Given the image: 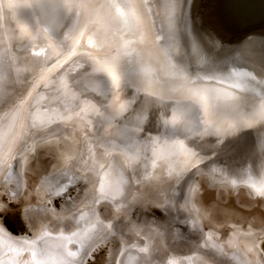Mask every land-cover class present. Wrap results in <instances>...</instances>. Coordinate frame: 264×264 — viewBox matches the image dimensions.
<instances>
[{
	"label": "bare ground",
	"instance_id": "6f19581e",
	"mask_svg": "<svg viewBox=\"0 0 264 264\" xmlns=\"http://www.w3.org/2000/svg\"><path fill=\"white\" fill-rule=\"evenodd\" d=\"M10 1L14 3L13 0ZM42 1L51 8L46 9ZM16 2L26 18L33 13L37 16L36 20L38 16L39 19L46 20L50 33L55 34H52L53 42L62 46L60 48L64 49L69 45V49L75 44L80 45L79 39L83 38L86 40L83 48L100 51L99 55L94 53L99 56L98 60L89 53L75 55V58H70L72 54L67 55L66 59L70 61L64 76L71 78L82 69L81 65L85 61H89L90 64L86 63L85 66H94L93 70L99 72L96 75L102 77L101 86H120L116 89L129 109L124 114H132L131 118L136 120L133 123H139L138 128L148 126L157 129L156 132L163 136L159 133L150 138V135L145 136L135 129L127 130L117 123L118 118L121 124L126 123L121 120V117L126 116L121 114H110V119L113 118L116 122L112 125L105 118L99 119L98 115L89 116L88 122L85 119L78 121L74 128L73 134L80 146L70 152L68 161L60 168L63 171L45 179L49 188L45 189L46 186L42 184L44 180L41 178L47 176L45 174L32 184L28 173L34 174L40 169L35 166L36 158L29 162L28 150L44 139L62 140L65 129L57 125L49 126L55 121L44 122L42 118L45 114H27L32 105L29 99L34 91L20 103H17L18 98L14 100V97H10L13 90L17 93L20 78L17 72L13 76L11 71L13 56L10 48L11 53L0 49V112L8 110L0 114V172L7 169L4 188L11 195H17V191L27 192L30 186L34 189L41 180L42 185L37 187V191L42 201L33 203L36 210L31 218L39 220L40 216L50 213L60 227L56 230L49 226L48 231L56 232L45 231L36 238L27 240L24 237L14 238L0 225V253L7 252L0 258V264H7L9 259L14 262L12 264H86L88 250L102 241L100 245L110 244L109 259H117L118 264H264V231L244 234L236 230L224 238L211 230L206 231L196 201L202 183L200 179H203L200 173L204 167L195 169V164L202 161L203 155L209 153L210 149L217 148L220 144L212 145L211 148L199 140L204 146H197L190 138L193 131L179 125H191L192 119L186 114H197L200 107H204L203 121L208 123L207 127L211 126L207 133L204 132L207 138L211 129L224 140L236 139L243 143L244 136L259 137L261 140L260 136L264 134V44L252 46L249 43V47L243 50L235 49L225 54L212 53L214 37L201 32L200 22L197 23L199 16L189 11V0H28L29 5L21 0ZM81 4L88 6L82 7L83 12L78 11L81 7L77 6ZM67 9L70 14L77 12L73 20L78 26L75 35L72 33L74 28L65 27L62 21L67 16L64 12ZM1 13L2 21L4 16ZM51 16L55 18L53 21ZM189 17L193 18V22ZM58 21L59 26L56 24ZM23 27L28 29L25 24ZM28 27H31L30 23ZM0 30L2 31L1 28ZM17 36L22 37L18 33ZM34 42L31 41V47L36 44ZM14 48L12 46L13 51ZM53 50L55 49L50 51L53 53ZM56 52L60 51H54L57 55ZM45 53L40 56L41 62L38 63L43 68L54 61H51L54 56L52 53ZM14 55L16 63L25 70L18 58L25 60L26 55ZM101 69L109 76L103 72L100 74ZM121 74L126 78H121ZM59 78L61 77L57 78V82ZM54 82L49 80L48 86L57 85ZM36 83L35 89L40 84ZM131 83L136 88L145 90L146 95H131L124 90ZM43 89L35 97L40 99L39 103L44 99V92H47ZM149 89L152 92L164 91L172 99L167 101L166 98L163 101L151 95ZM110 97L107 96V101ZM143 97H146V101ZM141 100L142 104L136 108L135 104ZM142 108V114H150L153 110L154 114H159L160 119L157 117L147 120L141 114ZM81 115L86 118L87 114ZM32 116L38 117L34 120L35 123L32 122ZM63 120L66 123L69 119ZM14 121L15 128L12 125ZM104 124H108L106 129ZM143 135L151 139L147 141V146L139 143ZM108 140L110 144H107ZM204 142L209 144L211 141L206 139ZM261 144H258L259 147ZM112 150L118 152L119 163L109 162L107 156L111 155ZM194 150H198L199 154L196 152L193 155ZM262 154L264 155V151ZM251 159L254 158L250 156V160L246 161L261 164V160ZM227 173L229 174L228 171ZM209 175L215 188L223 184L231 192H242V189L234 187L235 181L221 172L216 176L214 172ZM73 176L80 182V191L76 189L77 192L70 195L77 181H71ZM259 179L262 180L259 183L250 180H246L247 185L244 183L249 197L264 196V167ZM54 185L57 187L52 189ZM219 190L224 191V188ZM52 193L63 199L61 211L56 210L53 202H50ZM172 194L177 200L173 203V210L164 205ZM48 203L50 205L46 206ZM103 210L104 213L109 210V214L105 215ZM177 219H181L183 223H179ZM64 221L69 225H63ZM71 224L76 228L73 229ZM191 231L194 233L191 234ZM189 235H196V239L185 244L180 242L189 239ZM81 238L86 242L84 248L77 242H81ZM253 244L256 245L255 248ZM186 254H190V257Z\"/></svg>",
	"mask_w": 264,
	"mask_h": 264
},
{
	"label": "rangeland",
	"instance_id": "374dc122",
	"mask_svg": "<svg viewBox=\"0 0 264 264\" xmlns=\"http://www.w3.org/2000/svg\"><path fill=\"white\" fill-rule=\"evenodd\" d=\"M13 1H14V3H11L10 0H0V12H2L1 15L4 16V19L2 21L0 20V26H1L0 28L2 29V31L0 30V43L2 45V46L0 45V49L4 50L6 52H9V53L12 52L13 60H11V71L13 73V76H15V73L17 72V76L20 78L19 79L20 86L16 87V90H18L17 93H16V91L13 90V92H11L10 97H14L13 98L14 100L18 98L17 103L18 102L20 103L29 93L31 94V92L34 91L31 98L29 99V103H32V105L29 106L30 109L27 112V114H29L30 112L32 114H34L35 112L39 113V114H45L43 116V118L40 116L44 122H48L47 120L55 121L54 124H50L49 126L52 127L53 125H55V126L57 125V126L63 127L65 129L64 136L62 137V140H55L54 141L51 138V139H49L50 141L48 140L49 141L48 142V141H45V139H44L43 141L38 142L33 149L31 148L28 150L27 157L29 159V162L34 161L33 159L36 158L37 161L35 160V164H36L35 166L38 170L40 169L39 172L36 171V172H34V174H33V172L28 173L29 174L28 178L30 179V182L32 184H34L35 180L39 179V177L42 174H45L47 176H44L41 178V180H44V183H42V184H43V186H46L45 189L47 187L49 188L45 179H49L50 177H52L54 175V173H55V175H57V173H59L60 171H63L61 169L63 168L64 164L68 161V158L70 157V155H69L70 152L73 151L74 149H76L77 146L78 147L80 146V144L77 145V143H76V140H75L76 136L73 134L74 128H75V126H77L78 121L81 122L85 119L84 121L88 122L87 117H89V116L98 115V117H100L99 119L105 118V119H107V121H110L111 122L110 124L112 125V123L116 124V122H115V120H112L113 118L110 119V114H121V115L126 116V117H121V120L125 121L126 123L121 124L122 122L120 121V119L118 117H117L118 118L117 123H118V125L126 128L129 131L135 129V130L139 131L141 134H144L145 136L150 135V138L152 135L156 136L157 134L160 133V132H156L157 129H151V127H148V126H142L141 128H138L139 123L136 124L137 126L133 123L136 120L134 118H131L132 114H124V113H126L124 111H129V109L126 108V106L124 105V102H122V97H121L122 95L116 89V88H120V86H117L116 84L109 86V88H104V86H101L100 81L102 80V77L100 78L96 75L99 72L96 73L95 70H93L94 66L92 68H91V65H87L88 68L85 66L86 63L90 64L89 61H85V64L81 65L82 69L80 71H78L76 74L74 73L71 76V78L69 76H64V72L67 70V68L69 66L68 63L70 60L68 58L66 59V57H68L67 55H69V53L72 54V56L70 55L71 56L70 58H75L74 57L75 55L79 56L82 54L86 55V53H89L91 56H93L95 59L98 60L100 58H98L99 56H95V54L98 53V55H99L100 51H98V50L97 51L96 50L91 51V50H88L87 48H83L85 41H86L83 38L79 39V43L81 42L80 45L75 44L69 49L67 48L69 45L66 46L64 49L60 48L62 46H59L58 44L53 42L52 37H53V35L55 36V34L52 33L53 34L52 35L50 33L49 28L46 26V22H45L46 20L45 19H42V20L39 19V16H38V20H36L37 16L33 13H31L29 16H27L28 18H26L25 13L21 9L19 10L20 6L18 7L16 0H13ZM84 1L87 2V0H84ZM21 2L29 5L28 0H21ZM82 3H83V1H82ZM43 4H45L46 9L49 10L51 8V7L49 8V5H47L46 2H44ZM81 5H83V4H81ZM68 9L66 11H64L67 14V16L63 17L62 21H63L65 27L74 28L73 29L74 31L72 33L75 35V34H77L76 32L78 30H76V29H78V26H76V23L73 20H75L77 12L75 11L76 13L74 12L73 14H70V11ZM78 11L83 12L84 8L82 9V7H81ZM36 12H37V10H36ZM39 14L40 13H38V15ZM58 14H59V11L57 13V16H58ZM68 14H70V15H68ZM17 17H19V18H17ZM56 18H58V17H56ZM53 19H55V18L52 17V21H53ZM59 21L56 22V24L58 26L60 25ZM28 22L30 23L31 27H28V24H29ZM24 24L27 25V28L29 30L25 29L23 27ZM22 28H24V29H22ZM22 30H23V32H22ZM17 33L20 34L22 37L21 38L18 37ZM50 37H51V39H50ZM30 40L32 42L35 41L34 43H36L35 45H33V47H31L32 44H31ZM38 42H40V44ZM52 43H54V44H52ZM12 46L15 47L14 51L12 50ZM38 47H40V48H38ZM9 48H10L11 52H10ZM33 48H35V49H33ZM45 49H47V50H45ZM52 49H55V50H53V53H52V51H50ZM46 51H48V52L50 51V52L48 53ZM54 51H60V52H56L57 53V55H56V54H54ZM36 52H37V54H39V53L40 54L37 55ZM14 53H20L22 55H26L25 60L23 58L22 59L18 58V61L20 60L19 62L23 64L25 70L22 69V67H21L22 65L20 66L16 63L17 60H14V57H15ZM44 53L45 54L52 53V56L54 55L52 57L51 61H53V59H54V61L55 60L56 61L55 62L53 61L49 65L51 68H49V66L43 68L42 66H40L38 64L41 62L42 57H40V56H43ZM32 54H34L36 57H34V55H33L32 58H30V56ZM37 56H39V57H37ZM28 58H29V60H28ZM78 66L79 65H77V67ZM35 67H37V69H34ZM75 71H77V69ZM101 72L108 75L103 69H101L100 74H102ZM114 72H115V69H114ZM92 74H94L96 77L92 76ZM58 77H61L58 79L59 82H57ZM120 77L126 78L122 74L120 75ZM90 79L91 80L94 79L95 81L91 82ZM49 80L50 81L54 80L55 81L54 83L55 84L57 83V85H52V86L49 85L48 86ZM118 80H121V79H118ZM34 82L40 83L39 86L37 87V89H35L36 86H34L35 85ZM127 84H129L128 79H127ZM131 85H132V83L130 85H128L127 88L126 87H124L125 89L123 87L122 88L124 90L129 91L131 93V95H140V96L142 94L146 95L145 90H142L138 86H137L138 88H136L134 85H132L133 87H135V89H134ZM50 88H52L53 90ZM40 89L41 90L43 89V91H47V92H44V99L41 100V102L39 103L40 99H36L35 97H36V94L38 93V91ZM59 91L61 93H59ZM150 93H151V95L156 96L161 100L163 99V101L166 98H167L166 99L167 101L172 99L170 94H164L165 93L164 91L152 92L150 90ZM13 94H14V96H13ZM108 94L111 97L107 101V96H109ZM124 96L126 97L127 94H124ZM145 98L146 97H143V99L146 101ZM35 99H36V101H34ZM108 102H109V104H107ZM142 102H143V100L136 103L135 104V105H137L136 108L140 107L139 105L142 104ZM204 102H206L205 99H204ZM39 106H41V107H39ZM5 111H8V110H1L0 114H4ZM142 112H143V108H142L141 114H142ZM204 112H205L204 107H202V108L200 107V111H198L197 114H186L193 121L195 120L194 122L191 120L192 123H191V125H190V123H188L187 124L188 127H186V125H185L186 123L179 124L181 128L182 127H183V129L188 128L191 132L193 131L192 132L193 134L191 133L190 138H191L192 142L197 144V146L203 147L204 145L203 144L201 145L202 141L205 145H207V147H211V148H212V145L214 146V145L220 144V146H217V148H215V147H213L212 149L209 148L210 152L204 154L203 160L198 161V163L195 164V166H196L195 169H198L199 167L200 168L204 167V169L201 170L202 172L200 171L201 172L200 175L203 177V179H200V180H202V183L200 185V187L202 189L199 187L200 188V191L198 192L199 195H197V197H196V201L198 202L199 208H200V215L203 218L204 227H205L206 231L211 230L212 232L216 233L217 235H220L221 238H224L227 235L229 236V233H234V232H236V230L241 231V233H244V234H246V232L247 233H251V232L261 233L264 231V196L258 197V198H253L252 196L249 197L246 193V185L248 184L246 182V180H250L251 182H254V183H259L262 181L259 179V177L261 175V169L264 167V163L262 162V161H264V155L262 154V152L264 151V142H263L264 141V134L260 136V138L262 137L261 140L259 139V137L258 138H256V137L252 138L251 136H246V137L244 136V137H242V139H243V143H242V142H237L236 139H235V141L230 140V139L224 140L220 137V135H218L217 133H214L215 131L212 132V130L210 129V132H208L210 134V136H208V138H207L206 137L207 134L205 135L204 132L207 133V131H209V128L211 126L207 127L208 123L206 121H203V119H204L203 114H205ZM57 114H60V115H57ZM81 114H87L86 118H85V115H81ZM61 115H62V117H61ZM128 115H131V116L128 117ZM142 115L145 118L147 117V120H151V118H157L159 116V114H154L153 110L150 114H146V115L142 114ZM51 116H52V118H51ZM63 117L66 119H69V120L65 123L63 120L64 119ZM37 119H38L37 116H35V117L32 116V122L33 123H35L36 121H34V120H37ZM157 119H160V118L158 117ZM157 119H155V122ZM141 120L144 121V119L142 117H141ZM61 121H62V123H61ZM12 125L15 128V121L13 122ZM107 125L108 124L103 125L104 129H106L105 127H107ZM27 126H28V124H27ZM88 126H89V124H88ZM172 127H175V126L172 125ZM205 128H207V129H205ZM81 129L84 130V127H82V125H81ZM166 132H168V131H166ZM171 132L172 131L170 130V133ZM144 135L141 136L139 143H140V145L143 144V146H147L146 145L147 141H149L150 138L145 137ZM161 136H163V134H161ZM201 137H203V138L198 139ZM72 138H74V139H72ZM206 139H209L212 143L211 142H209V144L205 143L204 141ZM199 140H202V141H199ZM9 141L10 140H8L7 144L9 143ZM108 142H109V140H108ZM213 142H215V143L213 144ZM254 142H255V144H252ZM259 143L260 144L262 143L261 147H259V145H258ZM7 144H6V146H7ZM107 144H110V142ZM127 145H131V143L130 144L127 143ZM207 147H205V148H207ZM110 152H112L111 155L107 156L109 159V162L110 161H112V162L117 161L119 163L118 156H117L118 152H114L113 150ZM193 152L198 153L199 151L194 150V151H192V153ZM250 156L252 158H254L251 160H256V159H257V161L261 160V164L257 163L256 161L254 163L252 161L250 163L247 162L246 160H248V159L250 160ZM30 164H32V163H30ZM6 170L7 169H5L4 171L1 170V172H0V174L2 175V179H0V225H2V227L5 230H7V232L9 234H11V236H13L14 238L24 237V238H27V240H30L32 238H36L39 233H44L45 231L47 233H49V232L55 233L56 232L55 230L54 231H51V230L48 231L47 230V229H49L48 228L49 226L54 227L56 230L58 228H60L57 225V223L55 222V220L52 219V215L50 213H48L47 216L46 215L40 216L39 220L38 219L35 220V219L31 218L33 216L31 214L32 213L35 214L34 210H36V208H34L35 205H33V203L42 201V199H39L40 196L38 195V191H37V189L40 188L39 186L42 185V184H40L41 180L35 187H33L34 189L36 188V191H34V189H32L30 186V187H28L27 192H24V193L20 192L19 193L17 191V195L16 194L11 195L10 191H8V189L4 188V183H5L6 178H7L6 177L7 176ZM126 170H128V168ZM227 171L229 172V174L227 173ZM37 172L40 175L38 174V176H37ZM210 172H214L215 176L221 172V174H224V176L229 177L230 179L235 181L234 184H236V186H234V187H237V189H242V192H239L238 190L235 191L236 193L231 192L230 189L225 188L226 186L223 184L218 185L215 188L213 186V183L211 182V179H210V176H211V175H209ZM225 173H227V174H225ZM77 174H79V172H77ZM74 180H77V179L73 176L71 181H74ZM220 181H228V180L220 179ZM245 182H246V185L244 184ZM79 183L80 182L78 180L75 181V183H74L75 188H72L71 192L69 193L70 195H72L74 192H77V191H75L76 189H78V191H80V184ZM52 184H53V182H52ZM180 185H181V183H179L178 188H180L179 187ZM52 187H53L52 189H55L57 187V185H54ZM220 188H224V191L219 190ZM21 191H23V190H21ZM243 191H245V192H243ZM52 194H53L52 198H51L52 201H50V202H53L54 208L56 210L61 211L63 209V206H64L63 205L64 202H62L63 199L61 198L60 195H57L55 193H52ZM166 194H167V192H166ZM76 195H77V193H76ZM175 199H176L175 196L172 194L171 197L169 196V199L166 201V203H164V205L167 208L173 210V207H174L173 203H176V201H177ZM48 205H50V203H48L46 206H48ZM39 208H41V207L39 206ZM103 208H104V206H103ZM177 208L178 207H176V209ZM104 212L105 211L103 210V213ZM104 214L108 215L109 210L106 211V213H104ZM42 218H44L43 219V221H45L44 223L42 221ZM177 221L179 223H183L181 219H177ZM66 222L67 221H64V222H62V224L63 225H69V223H66ZM46 223L49 225H47ZM63 225L61 227H63ZM71 225H72L73 229L76 228V226L74 224H71ZM187 225L189 227V223ZM36 229L38 232L36 231ZM192 233H194V231H191V234ZM188 238L189 239L181 240L180 242H184V244H185V242L194 241V239H196V235H189ZM27 240H25V241H27ZM13 242H15V241H13ZM77 242H79V244L83 248H84V245H86V242L82 241V238H81V242L80 241H77ZM100 243H103V241L99 242L98 244H94L88 250L89 255L87 254L88 257L86 260V264H109V263L110 264H118L117 259H113L112 261L109 259L110 250H111L110 244L100 245ZM115 244H116V241H115ZM98 245H99V247H97ZM6 253L7 252H3V253L1 252L0 258L2 256H4ZM189 255L190 254H186V256H189ZM10 261H12V260L9 259L7 261V264H8V262H9V264L14 263L13 261L12 262H10Z\"/></svg>",
	"mask_w": 264,
	"mask_h": 264
},
{
	"label": "water",
	"instance_id": "95a60500",
	"mask_svg": "<svg viewBox=\"0 0 264 264\" xmlns=\"http://www.w3.org/2000/svg\"><path fill=\"white\" fill-rule=\"evenodd\" d=\"M188 4L189 11L199 16L201 32L214 37L212 53L264 44V0H189Z\"/></svg>",
	"mask_w": 264,
	"mask_h": 264
},
{
	"label": "snow or ice",
	"instance_id": "6c2138e0",
	"mask_svg": "<svg viewBox=\"0 0 264 264\" xmlns=\"http://www.w3.org/2000/svg\"><path fill=\"white\" fill-rule=\"evenodd\" d=\"M77 7H88L87 5H78ZM108 7H119V6H116V5H108ZM89 43H91V41H89ZM69 55H71V53H69ZM193 155H195V153H193ZM198 159V157H197ZM256 245L253 244V248H255Z\"/></svg>",
	"mask_w": 264,
	"mask_h": 264
}]
</instances>
